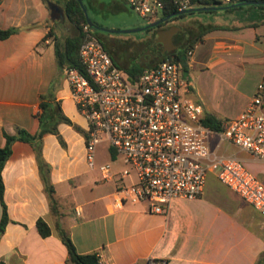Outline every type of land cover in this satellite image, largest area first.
I'll list each match as a JSON object with an SVG mask.
<instances>
[{"label": "crops", "instance_id": "crops-1", "mask_svg": "<svg viewBox=\"0 0 264 264\" xmlns=\"http://www.w3.org/2000/svg\"><path fill=\"white\" fill-rule=\"evenodd\" d=\"M28 1L32 3L31 13L22 9L20 0L0 1V28H16L0 39V147L5 142L3 132L14 134L16 127L31 134L38 131L40 95L54 97L52 101L65 116L87 128L85 117L72 100L64 71L56 66L53 40H43L47 31L57 37L74 33L64 12L67 0H48L59 10H53L47 0ZM87 7L89 18L100 26L110 17L120 21L109 24L117 28L148 23L127 14V9H132L127 0H87ZM232 10L237 11L194 12L173 21L185 31V43L197 40L186 62L189 77L193 69H212L213 77L204 89L210 101L205 99L203 115L220 120L236 117L246 107L264 73L260 13L242 17L238 15L241 9L235 14ZM131 12L135 13L133 9ZM255 13L257 17H253ZM205 26L218 28L204 31ZM136 37V45L148 46V31ZM105 49L119 68L127 72L132 67H120ZM191 92L192 99L202 104L198 93ZM57 129L65 146L51 133L40 140L41 156L50 166L53 211L28 142L14 141L2 168L3 199L10 219L0 237V260L4 264H66L67 249L58 237V226L69 234L78 253L96 252L100 264H144L150 259L164 260V264H255L264 252V216L214 172L207 174L200 196L175 198L161 205V213L149 212L142 203L117 206L116 186L132 178L120 177L114 164L116 155L110 151L103 161L90 167L85 157L86 135L65 123H59ZM209 144L218 154L238 157L264 184V156L219 142L215 135ZM103 164L110 165L112 179L101 178L99 167ZM38 218L46 221L50 235L40 236Z\"/></svg>", "mask_w": 264, "mask_h": 264}, {"label": "built area", "instance_id": "built-area-1", "mask_svg": "<svg viewBox=\"0 0 264 264\" xmlns=\"http://www.w3.org/2000/svg\"><path fill=\"white\" fill-rule=\"evenodd\" d=\"M173 1L178 10L190 7L188 0ZM127 2L147 22L160 17L161 0ZM83 30L78 57L85 74L66 68L64 75L73 102L87 121L88 165H94L95 146L105 140L125 165L120 177L133 178L116 186L115 205L142 203L149 212L161 213V205L175 198L200 196L207 174L214 172L264 216V184L238 157L218 154L209 144L215 135L219 142L264 156V73L246 107L236 117L221 120L215 130L203 125L202 105L186 97L192 82L173 56L145 65L131 78L87 24ZM191 55L188 50L187 61ZM99 169L103 180L112 179L109 164ZM148 264L159 262L150 259Z\"/></svg>", "mask_w": 264, "mask_h": 264}, {"label": "trees", "instance_id": "trees-1", "mask_svg": "<svg viewBox=\"0 0 264 264\" xmlns=\"http://www.w3.org/2000/svg\"><path fill=\"white\" fill-rule=\"evenodd\" d=\"M242 1H264V0H236L234 2H227V3L223 2L222 0H188V4L190 6H211V5L221 6L223 5V3H225L226 5V4L242 2ZM161 2H162V9L160 12V17L167 16L171 13L178 11L177 6L176 4H174L173 0H161ZM249 6L259 8L258 12L260 13L259 15L261 17L262 22L264 23V5L250 4ZM242 7L243 6H238L227 10L240 9ZM64 12L66 14L68 21L71 23V25L74 28V33L72 35H68L65 37H57L56 35L53 34L52 31H47L43 37V40L47 38H52L54 43V55H55L56 66L60 72L64 71V69L66 68H76L81 73L85 74V69L78 57V49L85 35L83 26L87 24L85 21L84 13L81 7L79 6L77 0H67L64 4ZM193 13L194 12H189V13L173 16L169 20L182 18L188 14H193ZM216 28L218 27L205 26L204 31H208ZM151 29L152 28L146 29V31H150ZM14 32H16L15 27L7 28V29L0 28V39H5ZM196 41L197 40L191 43H185L182 50L167 54L161 59H166V58L170 59L173 56V58L179 63L181 70L187 72L188 69L186 63L187 61L186 54L188 50H191L193 48L194 43ZM149 64H151V62ZM143 67L144 65L142 66L134 65L128 69L127 73L131 78H136L141 73ZM39 99H40L39 102L40 113H38L39 127H38V131L35 134H31L24 128H20V127H16L14 134H7L6 132H3L5 142L4 145L0 147V206H1L0 237L5 230L6 224L10 221L7 213V206L3 199L4 184H3L1 172L6 160L11 154L12 143L14 141H24V142H28L33 147L40 176L44 184V190L46 192L48 202L50 204V209L53 211L55 201L53 197L54 188L49 180L50 166L44 162L41 156L40 140L44 134L51 133L57 137L58 142L62 146H65V142L57 129V125L59 123H65L71 126L76 132L82 134L83 136L86 135V130H84L76 123H73L67 116L64 115V113L59 107V104L57 102L52 101L54 100V97L50 95H40ZM201 121L203 125L217 130L220 127L219 125L221 120L211 114H204ZM36 228L38 230V233L42 237H46L51 233L50 227L43 218H38L36 220ZM57 234L67 249L66 264H100V258L96 252L85 253V254L78 253L69 237V234L59 226L57 228ZM154 261L159 262V264H164V260L154 259ZM148 262L149 260L145 261L144 264H148ZM0 264H4L3 261L0 260ZM255 264H264V252L260 253Z\"/></svg>", "mask_w": 264, "mask_h": 264}, {"label": "rangeland", "instance_id": "rangeland-1", "mask_svg": "<svg viewBox=\"0 0 264 264\" xmlns=\"http://www.w3.org/2000/svg\"><path fill=\"white\" fill-rule=\"evenodd\" d=\"M15 1H19V0H15ZM20 2L22 3V9L23 10H27L28 13H31V6L32 3L31 1L28 0H20ZM86 11L88 12V15H90V11L87 7V0H82ZM241 11H238L240 10ZM237 9L238 11V15H241L242 17L249 15L256 11V13H259V8L258 7H253V6H249V5H244L242 8ZM132 10V9H131ZM131 10L128 8L127 9V14H131V16H133L134 18L140 20L141 22L143 21V18L138 16L136 13L131 12ZM236 10H232L231 14H235L237 12ZM202 12V11H200ZM254 14L253 17H257V14ZM122 15V14H120ZM125 15V14H124ZM190 15V14H188ZM90 17V16H89ZM110 20H106V21H102L101 26L106 27V28H112V29H132V28H136L139 26H132V27H127V28H117V27H113L110 26V23H119L120 21L117 19H113V17H110ZM115 20V21H114ZM173 21H175V19H173ZM144 24L140 25L143 26ZM91 31L93 33H95L98 38L100 39L101 43L104 44V46L109 50V52L113 55V57L115 58L116 62L119 64L120 67H131L134 65H139L141 64L140 61L141 59L146 56L147 51L149 49V44L148 46H144L141 47L139 45H136V42H138V39L136 36H140V35H145L147 34L146 30H142V31H135V32H130V33H106V32H102V31H98L95 29H91ZM73 30L69 31L68 33H72ZM129 36V39L125 40V37ZM110 44H108V42ZM124 71V70H123ZM212 69L209 67L207 70H200V69H193V71L190 72L191 74V82L193 85V90L191 89V91L198 93L199 98L201 99V105H205L206 104V100L207 99V103L210 101L209 97L206 95L204 89L206 90V83L208 81L209 78L213 77V73L211 72ZM186 74L189 75L188 71L185 72ZM210 80V79H209ZM189 92L188 94H186V97H189L192 99L191 93ZM219 101H221V99H219ZM211 110H209L210 112ZM213 113V112H212ZM226 119V118H224ZM223 120V119H221ZM104 137V135H101ZM110 154V149L108 146L107 141H100L96 146H95V150H94V164H96V162L98 161H103L107 156H109ZM115 158L117 159L116 163H114L116 165V167H118L119 169V174L121 172V170L125 167L122 158L120 155H116ZM114 159H112L111 161L113 162ZM119 177V175H117V178ZM130 177V176H129ZM132 178V176H131ZM133 179V178H132ZM118 180L121 181V179L119 178Z\"/></svg>", "mask_w": 264, "mask_h": 264}, {"label": "water", "instance_id": "water-1", "mask_svg": "<svg viewBox=\"0 0 264 264\" xmlns=\"http://www.w3.org/2000/svg\"><path fill=\"white\" fill-rule=\"evenodd\" d=\"M77 2H78L79 6L81 7V9L84 13L85 21H86L87 25L89 27L95 29V30L106 32V33H130V32H135V31L146 30V29L155 27L164 21H167L168 19H170L173 16H177V15H181V14H185V13H189V12L213 11V10H217V9H230V8H234V7H238V6H244V5H250V4L264 5V1H242V2H236V3L221 5V6H215V5H211V6H190V7L178 10L174 13H171L167 16L159 17V18H157L153 21H150L147 24L140 26V27H136V28H132V29H112V28H106V27L100 26V25L96 24L95 22H93L89 18L88 13L86 11V8H85L82 0H77ZM48 5L50 7H52L53 10H56V9L59 10V8H57V6H55L53 3L49 2V1H48ZM167 32L169 34L175 33L176 36L179 37V41L172 46L173 49H175L181 43L184 42L185 31L181 27L174 25L172 28L167 30ZM156 61L157 60H152L151 63H154Z\"/></svg>", "mask_w": 264, "mask_h": 264}, {"label": "flooded vegetation", "instance_id": "flooded-vegetation-1", "mask_svg": "<svg viewBox=\"0 0 264 264\" xmlns=\"http://www.w3.org/2000/svg\"><path fill=\"white\" fill-rule=\"evenodd\" d=\"M175 24L173 23V20H167L159 25L152 27V29L149 32V49L147 51V54L143 60H141L140 63H147L152 60H159L162 57L166 56L167 54L178 52L182 50L185 41L181 43L178 47L175 49L172 48V46L179 41V37L176 36L175 33L169 34L167 30L172 28ZM179 26L180 25H175ZM182 28V27H181ZM108 44L109 41H107ZM104 46V44H103Z\"/></svg>", "mask_w": 264, "mask_h": 264}]
</instances>
